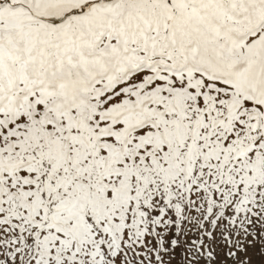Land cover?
<instances>
[{"label":"snow or ice","instance_id":"snow-or-ice-1","mask_svg":"<svg viewBox=\"0 0 264 264\" xmlns=\"http://www.w3.org/2000/svg\"><path fill=\"white\" fill-rule=\"evenodd\" d=\"M0 264H264V0H0Z\"/></svg>","mask_w":264,"mask_h":264}]
</instances>
